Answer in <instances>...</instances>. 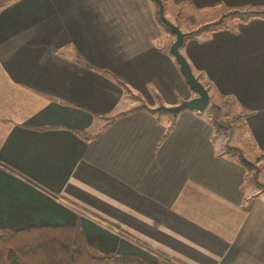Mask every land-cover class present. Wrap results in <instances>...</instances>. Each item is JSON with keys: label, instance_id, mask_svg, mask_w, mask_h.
Segmentation results:
<instances>
[{"label": "crops", "instance_id": "0c3cea01", "mask_svg": "<svg viewBox=\"0 0 264 264\" xmlns=\"http://www.w3.org/2000/svg\"><path fill=\"white\" fill-rule=\"evenodd\" d=\"M162 1L182 31L195 12L264 10V0ZM156 11L154 0L0 9V162L30 178L0 163V228L77 222L98 254L264 264V191L223 152L206 111L234 114L264 154V18L184 38L180 51L209 103L173 116L154 108L195 92ZM259 169L258 181L264 162Z\"/></svg>", "mask_w": 264, "mask_h": 264}, {"label": "trees", "instance_id": "16d2710c", "mask_svg": "<svg viewBox=\"0 0 264 264\" xmlns=\"http://www.w3.org/2000/svg\"><path fill=\"white\" fill-rule=\"evenodd\" d=\"M15 0H0V9ZM156 18L157 11H156ZM253 18H264V10L256 8L228 9L222 11L217 20L199 23L190 28L189 36L200 31L211 32L228 27V20L246 22ZM158 22L165 27L158 19ZM169 32V31H168ZM187 35V36H188ZM130 95L126 85L119 81ZM131 96V95H130ZM210 122L214 128V134L225 133L231 136L234 126L224 123L219 118V108L211 105L209 108ZM121 114V113H120ZM123 114V112H122ZM116 117V116H114ZM113 117V118H114ZM170 128V127H169ZM168 128V129H169ZM81 134V132H79ZM223 152L236 158L251 173L246 175V183L254 184L259 190L264 191V183L257 180L258 167L253 162L245 160L241 151L231 147L227 142L223 146ZM1 163V162H0ZM12 171L13 168L1 163ZM29 179L27 176L22 175ZM33 182V181H32ZM45 189L40 184L34 182ZM46 190V189H45ZM0 264H181L168 257L159 254L154 261L146 260L138 255L98 254L86 243L78 223L63 226H30L19 230L0 228Z\"/></svg>", "mask_w": 264, "mask_h": 264}, {"label": "water", "instance_id": "95a60500", "mask_svg": "<svg viewBox=\"0 0 264 264\" xmlns=\"http://www.w3.org/2000/svg\"><path fill=\"white\" fill-rule=\"evenodd\" d=\"M157 5V16L161 23H163L168 31L174 35L173 41L170 43L168 52L174 58L181 75L188 87L195 92V96L189 99H181L177 104L164 105L159 104L154 109L156 111H162L170 113L175 116L178 112L188 109L202 112L206 109L209 103V93L207 88L193 73L190 64L185 56L180 51L184 38L189 34V31H182L180 27L168 19L164 14V5L162 0H154Z\"/></svg>", "mask_w": 264, "mask_h": 264}, {"label": "rangeland", "instance_id": "374dc122", "mask_svg": "<svg viewBox=\"0 0 264 264\" xmlns=\"http://www.w3.org/2000/svg\"><path fill=\"white\" fill-rule=\"evenodd\" d=\"M171 10L173 13L174 8L173 7L170 8L169 6L166 5L165 10H164V14L166 17L169 16V13ZM227 10H228V7L224 6V9L223 8H214L213 10H210L207 12H195L190 16L187 14L188 15L187 17L191 18L190 21L189 22L187 21V22L193 26L194 24L198 25L199 23L203 24V23H207L210 21H214V20H217L219 18V15L222 11H227ZM180 11L183 14H184V12L186 14L187 13L186 11H190V10H184V11L180 10ZM184 17H186V16H184ZM184 19L185 18H183L182 20H184ZM227 22L231 23L230 20H228ZM181 25H182V27H189L190 26V25L189 26L186 25V23L183 21H182ZM170 38H171V42H172L174 39V36H170ZM170 43L168 42V45H167L168 48H169ZM209 108L210 107H208L206 109V111H208V113H209ZM222 118H224V120H222V119L221 120L224 121L225 124L230 125V126H234V132L231 136L226 135L225 133H222V135L225 136V143L227 142V144L229 146L238 148L241 151L243 158L249 162H253L255 164V166L258 167V170H260L259 168L263 166L264 154L260 153L259 155L256 156V151L247 143V140L245 139V136H244L243 131H242L243 125H242L241 121L238 120L234 114L232 116H231V114H228V117L225 118V116H224ZM250 173H251V171H250ZM263 180H264V177L261 176L259 178V181H261L263 183L264 182Z\"/></svg>", "mask_w": 264, "mask_h": 264}]
</instances>
